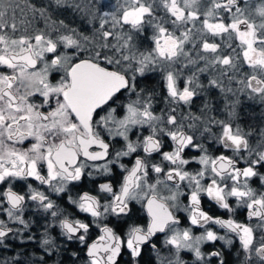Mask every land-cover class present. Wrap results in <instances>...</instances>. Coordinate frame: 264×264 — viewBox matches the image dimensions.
Returning <instances> with one entry per match:
<instances>
[{
	"label": "snow or ice",
	"instance_id": "1",
	"mask_svg": "<svg viewBox=\"0 0 264 264\" xmlns=\"http://www.w3.org/2000/svg\"><path fill=\"white\" fill-rule=\"evenodd\" d=\"M63 2L64 0H56L57 4ZM160 2L174 17V25L192 23L195 26L197 21L200 22L201 27L196 29L202 39L200 50L213 54L211 57L199 55L200 60L206 61V66L221 65L239 71L235 63L237 57L217 54L220 45L208 40L209 36L223 34H228L231 39L234 33L242 49L243 63L252 69L251 74L237 83L243 85L241 91H248L264 99V4L255 8V15L261 20L257 24L245 15L244 10L236 6L237 0H209L202 20L199 13L200 0ZM220 10L230 13V22L226 23L220 18ZM32 11L41 16L45 15L44 8L33 7ZM119 12L120 15L104 12L99 16V31L103 43H97L96 48L88 52V58L74 62L72 56L60 54L48 63L45 54L56 53L58 43L77 51L83 50L84 45L72 35H62L58 40L48 38L42 33L14 38L6 29L10 27L12 33H15L17 25L14 22L9 25L6 10L0 9V67L11 70L9 73H0V183L31 177L41 185H47L51 192L60 195L67 193L69 185L80 182L85 175L91 177L95 172L98 175L110 176L114 167L119 164V168L126 174L123 175L118 190L111 182H107L99 185V193L107 194L106 197L89 192H83L78 198L68 196L69 202L75 205L79 212L92 217V223L100 228L101 235L87 248L89 264H116L122 244L126 245L135 259L141 255L142 245L148 243L156 233L166 230L172 234L165 243L176 250L177 256L174 261H169V264H183L179 259L182 249L193 252L197 260H202V243L216 240L231 243V240H226L224 236H218L214 231L205 228V225L210 223L235 233L245 252L254 248L255 253L264 260V238L259 241L258 247L255 246L252 227L237 223L233 219L213 217L201 208L202 195H206L221 209L231 212L228 198L234 197L240 205L246 206L249 218L258 217L264 221V193L257 194L247 184L248 178L257 175L254 166L264 163V151L256 152L257 158L251 159L249 166L241 169L237 167L234 157L239 155L242 149L247 150L251 156L253 150L246 134L239 127L234 128L225 121H212L221 127V132L216 137L217 143L224 149H230L234 157L224 154L209 156L202 145L194 144V137L186 134L182 125L168 131L159 127L158 125L164 124L165 121L161 116L153 114L151 99H144L142 93L137 92V74L144 76L145 72L159 67L164 72L166 99L173 103L189 104L197 94L192 87L195 73L188 78L181 90L177 87L178 75L173 65L181 56L188 58V64H196V60L190 58L184 49V45L192 37L193 30L182 31L176 36L159 22H153V4L147 0H123ZM146 17L152 18L147 22L155 29L152 37L154 47L149 52L137 54L132 43V32L139 33L143 30ZM109 21L113 28L123 29L127 25L131 31L117 33L106 30L105 25ZM72 31L75 32L74 29ZM110 37H114L117 43L110 45ZM83 39L88 41L86 36ZM103 49H114L119 56L107 55ZM233 52L235 53V49ZM55 68L63 69L64 75L58 82L52 83L49 73ZM209 83L218 85L215 79ZM22 87L28 90L22 92ZM122 90L137 97L125 106L123 117L118 119L117 110L113 108L98 120L95 119L98 110L104 111V106ZM35 95L43 97V105L50 106L54 100L55 107L45 114L40 111V106L30 102L29 98ZM166 123L177 125L176 117L168 115ZM145 125L151 129L149 135L144 136L142 140L129 139V132L133 128ZM104 130L110 136L123 138L124 144L115 152L114 157L109 143L102 138ZM208 130L205 128V131ZM158 132L170 137L173 142L171 151H162L161 141L157 138ZM28 138L35 141L30 148L21 150L14 146ZM189 147L199 149L203 153L196 161L202 167L195 173H190L183 167L190 163L182 155ZM139 149H142L145 156L136 155L131 167L120 163L121 157L137 154ZM153 153L161 154L162 160L169 162L173 167H169L165 172L160 164L149 165L146 157ZM42 167L46 169V174H42ZM89 169L92 171H88ZM150 171L156 174L155 182H149ZM209 173L210 179L205 186L201 181ZM161 175L163 179L160 178ZM241 177L245 178L243 184ZM227 180L232 181L231 185L224 183ZM261 181L264 182V177H261ZM182 182H187L190 190L188 204L182 210L189 214L191 225L205 228L199 236H193L189 229L181 231L174 227L179 220L172 209L181 210L179 197L184 194L181 191ZM28 188L26 197L12 191L9 186L2 193L3 199L0 200V213L24 229L28 227L23 218L26 198L37 202L45 212L56 207L44 192L34 189L31 185ZM164 192L168 194L165 195ZM102 199L105 200L104 203H101ZM131 201L141 203L145 208L149 218L146 228L133 225L122 239L107 224L100 226L101 218H107L109 215L117 218L128 215ZM51 215L56 218L61 213L52 211ZM59 227L69 241L78 239L83 244L91 225L65 216L60 219ZM12 232L13 229L0 219V244ZM50 243L48 238L42 240L44 246ZM211 255L218 256L219 253L213 252Z\"/></svg>",
	"mask_w": 264,
	"mask_h": 264
},
{
	"label": "flooded vegetation",
	"instance_id": "2",
	"mask_svg": "<svg viewBox=\"0 0 264 264\" xmlns=\"http://www.w3.org/2000/svg\"><path fill=\"white\" fill-rule=\"evenodd\" d=\"M18 0H0V9L6 10L8 24L13 22L17 25V30L12 33L11 28L6 29L9 35L14 38L20 36H35L36 34H44L46 37L53 40H58L62 35H72L84 45V49L77 51L75 48H65L63 44L58 43L56 53H46L45 59L48 63L51 62L56 55L67 54L72 56L74 62L80 59L88 58V52L95 49L97 43H103L99 27V16L104 12L115 13L120 15L119 9L123 4V0H64L62 4H57L56 0H28V11L24 16H20L17 5ZM148 3L153 4V22H159L166 27L174 35L179 36L182 31L192 29V37L188 43L184 45V49L188 52V56L196 60V64H188L186 57L181 56L178 62L173 65L177 72V87L183 89L189 77L195 73V82L192 87L195 88L196 95L192 98L189 104L173 103L167 98V90L164 81V72L157 67L153 71L145 72L144 76L137 74V92L142 93L144 99H151V110L156 116H161L165 121L164 124L158 125L165 128V131L175 130L178 125L183 126V131L194 137V144H200L207 150L209 156L215 157L224 154L229 157H234V153L230 149H224L222 145L217 143L216 137L221 132V127L218 123L212 121H225L232 124V126L239 127L243 133L246 134L250 148L253 150L251 156L247 150L241 151L239 155L234 158L237 160V167L243 169L249 166V161L255 159L256 152L264 151V99L260 96L251 94L248 91H241L242 84L237 81L243 79L246 75L252 73V69L247 64L243 63L242 49L239 46V41L235 39V34L229 39L228 34L223 36L212 37L209 36V42H215L220 45L218 49L219 55H230L237 57L235 63L239 71L228 69L221 65H207L206 61L200 60L199 55L211 57V53H203L200 50L202 39L196 29L201 27L199 21L185 25L173 24L172 17L163 7L160 0H147ZM264 4V0H237V5L245 11V15L255 23L261 22L260 18L255 15V8ZM209 5V0H200L199 13L200 20L203 19V12ZM44 8L45 15L41 16L39 13H34L32 8ZM235 9L233 8V12ZM220 18L226 23L230 22V13L220 10ZM146 23L143 30L139 33L132 32L134 51L139 53H146L152 50L153 35L155 29L151 23L147 21L152 20L151 17H146ZM243 29V26H241ZM75 30L73 32L72 30ZM106 30L113 32H130L129 26L125 25L123 29L120 27L113 28L111 21L105 25ZM88 37L85 41L83 37ZM90 41V42H89ZM35 42L34 40L32 41ZM110 45L117 43L114 37L108 40ZM231 45V47H229ZM235 49V53L233 52ZM99 50V49H97ZM107 55L119 56L114 49H103ZM103 63V62H101ZM42 67L43 65H39ZM107 66V65H105ZM205 71H199V69ZM11 70L0 67V73H9ZM64 75V70L61 68L51 69L49 73V80L56 83ZM131 75V72L129 73ZM230 77L232 79H230ZM215 79L218 81L217 86H213L209 82ZM198 85V86H197ZM232 89V91H228ZM28 89L22 87L21 91L26 92ZM137 97L135 94L121 91L117 93L108 105L104 106V111L98 110V114L94 117L99 119L100 116L115 108L117 110V118H122L125 114V106ZM30 102L40 106V111L45 114L55 107V101L52 104L43 105V97L35 95L29 98ZM172 109H175L173 112ZM231 113V115H230ZM174 115L177 120V125H167V116ZM198 118V119H194ZM191 125V127H190ZM208 128V131H205ZM151 129L145 125L143 127L136 126L129 132V139L136 141L143 139L144 136L149 135ZM102 138L110 145L111 153L114 157L115 152L119 151L124 144L123 138L110 136L109 133L102 131ZM157 138L162 144V151H171L173 149V142L170 137L163 133H157ZM35 143L32 138L26 139L23 143H17L14 146L17 149L26 150ZM202 151L196 148H186L182 154L190 163L183 166L185 170L190 173H195L201 169V165L196 161L202 155ZM136 155L144 157L142 149L138 150L137 154L129 157H121L120 163L131 167L134 163ZM149 165L160 164L165 172L169 167H173L167 161L162 160L159 153H153L150 157H146ZM102 163V162H101ZM257 172L256 176L247 179V184L257 194L264 193V182L261 177H264V163L254 166ZM42 174H46V169L41 168ZM88 171H92L89 169ZM124 173L119 164L114 167L110 176L98 175L93 172L91 177L85 175L80 182L75 185H69V191L56 195L51 192L47 185H41L39 181L29 177L24 180L10 179L7 182L0 183V200L3 199L2 193L11 186L12 191L27 197L29 193L28 186L31 185L34 189L44 192L53 201V209L45 212L43 208L39 207L35 201L26 198L24 204L23 218L28 224L26 229L23 226L9 221L7 216L0 213V219L13 229V232L4 239L0 244V264H89V257L87 256L88 245L96 241L101 235L100 228L92 223V217L86 213H81L71 204L68 196L78 198L83 192H89L93 195L106 197L107 194L99 193V185L101 183L111 182L116 190L119 189V183L122 181ZM210 173L201 182L206 184L209 182ZM163 179V175L160 177ZM156 174L150 171L149 182H155ZM219 179V178H217ZM245 182V178L241 177V184ZM224 183L231 185L232 181L227 180ZM163 191V185H161ZM181 191L184 193L179 197L180 209H172L173 214L179 220V223L174 227L179 230L189 229L193 236H199L208 228L214 231L218 236H224L226 240H231V243H226L225 240H216L204 242L200 245L203 254L202 260H197L194 253L182 249L179 253V259L183 264H263L260 257L255 253L254 248L249 252H245L242 248L239 238L235 233L228 232L216 224L205 225V228L191 225L188 219V213L183 211V207L188 204V195L190 190L187 182H182ZM167 195V192H164ZM201 208L213 217L221 219H233L237 223L245 224L253 228L254 244L258 247L259 241L264 238V227L261 226V221L258 217L248 216V209L246 206L240 205L234 197H229L228 202L232 209L229 212L226 209H221L214 201L208 199L206 195H202ZM105 200H101L104 203ZM6 206V202L4 204ZM130 212L126 216L120 218L109 215L107 218H101L100 226L107 224L113 228V231L125 238L128 229L133 225L147 227L148 216L145 208L141 203L131 201L129 203ZM52 211L61 213L54 218L51 215ZM67 216L71 220H82L91 225L89 232L86 235L85 243L81 244L78 239L69 241L61 232L59 227L60 219ZM171 232L166 230L163 233H156L150 238V241L142 245L141 255L133 259L130 251L126 245L122 244L121 253L116 257V264H169V261H174L176 250L165 243L166 239L171 236ZM79 235V234H78ZM31 237V239H29ZM48 238L51 243L47 246L42 245V240ZM218 252V256H213L211 253ZM227 253L230 256L227 257ZM238 254L236 257L235 255ZM244 254L243 258L241 255Z\"/></svg>",
	"mask_w": 264,
	"mask_h": 264
},
{
	"label": "rangeland",
	"instance_id": "3",
	"mask_svg": "<svg viewBox=\"0 0 264 264\" xmlns=\"http://www.w3.org/2000/svg\"><path fill=\"white\" fill-rule=\"evenodd\" d=\"M17 5H18V9L21 10V11H19L20 16H24L25 13H27L26 10L28 11V6H27L26 2L18 0ZM261 226L264 227V222L261 223ZM261 261L264 264V260H261Z\"/></svg>",
	"mask_w": 264,
	"mask_h": 264
},
{
	"label": "trees",
	"instance_id": "4",
	"mask_svg": "<svg viewBox=\"0 0 264 264\" xmlns=\"http://www.w3.org/2000/svg\"><path fill=\"white\" fill-rule=\"evenodd\" d=\"M21 1H24V2H26V4L28 5V0H21ZM226 255H227V257H228V256H230V254H229V253H227ZM235 256L237 257V256H238V254H236ZM241 256H242L243 258L245 257V255H244V254H242Z\"/></svg>",
	"mask_w": 264,
	"mask_h": 264
}]
</instances>
